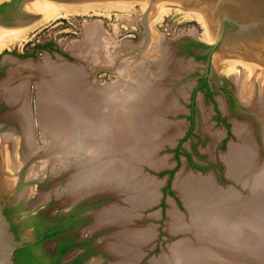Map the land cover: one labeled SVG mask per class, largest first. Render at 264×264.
I'll return each instance as SVG.
<instances>
[{"label":"bare ground","instance_id":"bare-ground-1","mask_svg":"<svg viewBox=\"0 0 264 264\" xmlns=\"http://www.w3.org/2000/svg\"><path fill=\"white\" fill-rule=\"evenodd\" d=\"M137 2H140L142 9L147 12L149 25H153L173 9H153L140 0L81 1L61 5L40 15L32 23L0 30V49L9 42L23 39L33 28L54 18L90 11L131 9ZM178 10H183L204 25L203 37L213 40L211 29L202 15L191 10ZM91 25L93 26L87 30L89 32L85 37L92 39L96 45V24L92 22ZM158 31L152 28L157 38L152 40L146 50L147 56H155L161 62L169 56L162 48L159 40L162 37L160 38ZM83 43V48L89 44ZM76 47L77 44L73 45L72 49ZM108 50L103 49L102 55L94 54L93 61L106 64L112 62L116 52L112 54ZM117 51L119 52L118 49ZM124 59V67L119 69V79L105 84L88 83L87 75L83 73V65H74L67 61L54 62L44 59L35 67L41 73L37 96L40 124L45 135V161L52 160L63 167L76 164V170L68 185L72 193L82 194L108 188L124 194L123 200L128 205H112L104 212L103 218L106 222L123 225L115 237L131 243V246L114 245V251L121 258L117 263L134 264L133 258H130L137 256L134 248L148 243L154 232L150 227L134 226L136 229H127L124 225L131 220L138 207L150 205L158 195V181L148 173L141 172V163L146 162L156 168L164 164L166 159L154 158V153L162 142L169 140L166 131L170 122L167 121L166 114L172 111L170 108L174 107L176 100L173 103V99L168 98L169 91L165 85L153 77H146L137 71V77L133 78L128 64L131 62L130 58L127 56ZM216 61L223 70H237L241 65L243 71H247L251 77H264V67L228 55L222 50L218 52ZM170 72L164 65L159 66L154 74L162 77ZM130 76L132 80L128 81L127 77ZM239 77L236 81L241 100L250 107L255 106L257 113L264 118V100L255 101L252 81L249 77L244 80ZM23 89L22 83L8 88L7 99L10 102H22L18 110L27 122L26 141L31 145L33 139L27 106L22 97ZM233 131L238 135L239 141L230 143L222 158L228 175L239 181L247 192L222 189L211 175L178 172L173 184L189 208L190 223H185L177 209L169 208L168 228L171 231L190 230L200 245L192 247L190 239H179L171 244L170 256L161 252L158 257L150 260V264H230L226 261H216L219 255L215 251V245H219L222 250L232 249L238 264H264V161L261 162L258 156L254 136L248 128L243 124H234ZM3 155L11 165V154L6 150ZM3 155L1 154L2 157ZM5 182L0 176V190L8 184Z\"/></svg>","mask_w":264,"mask_h":264},{"label":"rangeland","instance_id":"rangeland-1","mask_svg":"<svg viewBox=\"0 0 264 264\" xmlns=\"http://www.w3.org/2000/svg\"><path fill=\"white\" fill-rule=\"evenodd\" d=\"M144 10L141 3L137 2L131 9L107 12L90 11L84 14L57 17L33 28L23 39L9 42L0 49V104L4 105L0 110V151L2 150L6 154L7 150L11 154L10 165L4 159L3 152H0V161H2L0 176L2 180L6 181L5 183H8L3 189L5 197L8 200H15L16 197L22 195L19 202H23V207L15 213V218L16 214L23 218L26 217L28 211L45 207H47L46 211L52 214L64 212L72 203L80 199L86 202L102 200L88 212L89 220L84 225H80L78 230L84 237L85 233H100L99 246L107 251L110 258L95 256L87 259L85 264H118L117 262L121 258L114 251V245L131 246L128 240L115 237L118 236L117 233L120 232V227L123 225L106 222L103 218L104 212L112 205L117 203V205L126 206L128 204L123 200L124 194L117 193L114 189L103 188L82 194L72 193L73 191H70L68 185L76 170V164L63 167L52 160L45 161L47 160L44 153L45 135L40 124L37 96V84L41 79V73L35 67L40 61L49 59L54 62L67 61L70 64L83 65V73L87 75L88 83L105 84L119 78V69L124 67L126 61L124 58L128 56L131 61L128 64H130L129 68L132 70L133 78H136L139 72L146 77H153L168 89V98H172L173 103L176 100L174 107L170 108L172 111L166 114V119L170 122L166 131L169 140L162 142V145L154 153V158L163 157L166 159L164 164L156 168L146 162L141 163V172L148 173L154 177L156 182L158 181V195L150 205L138 207V211L136 210L137 212L135 211L131 220L124 225L127 229L150 227L154 232L148 243L134 248L137 256L130 257L133 258L134 264H150V260L158 257L161 252L170 256L171 244L182 238L190 239L192 247L200 245L190 230L171 231L168 228L169 208L177 209L185 223H190L189 208L182 194L173 184L178 172L211 175L218 186L227 188L234 185L237 191L247 192V189L239 181H235L228 175L226 164L222 158V155L228 150V142L230 140H233V143L239 141L238 135L232 132L234 124H243L248 128L254 136L258 156L261 162L264 161V118L257 113L255 106L251 105L250 107V105L244 104L240 98L239 85L236 81L239 76L241 80L249 77L252 81L255 101L264 100V77L261 78V75L251 77L247 71H243L241 65L237 67L239 68L237 70H223L216 61V56L221 50L218 48L214 51L209 71L217 83L214 88L219 89L221 79L225 77L237 102L243 106L242 109L239 107L232 109L227 97L222 92L218 89L214 92L216 106L230 124L231 134L226 137L227 129L217 120L215 104L206 95V92L199 89L194 98H191L192 90L198 84L200 77L206 75L208 69H206L204 60L186 54L182 44L192 40L210 44L211 40L203 37L204 25L188 16L183 10L174 8L162 19L149 25L147 16L143 14ZM92 22L96 24L94 27L97 29L95 31L97 34L96 45L92 39L89 40L85 37L89 32L87 30L93 26ZM152 28L159 30V36L162 38L158 39L169 56L161 62L155 56H147L148 46L152 40L157 38L152 32ZM49 41H52L59 50L49 51L34 48L36 43ZM83 42L89 44L83 48ZM75 44L77 47L72 49ZM5 49L7 52H4ZM103 49H109L108 51H111L112 54L116 52L115 59L108 64L95 63L93 55L97 53L102 55ZM26 52H32V54L23 55ZM164 65L171 71L169 75L159 77L154 74L159 66ZM178 65L181 66L178 67ZM137 71L139 72L136 73ZM121 73H123L122 70ZM131 76L127 77L128 81L132 80ZM21 83L24 84L22 97L27 106L33 139L31 145L26 141L27 122L18 110L22 102L20 100L10 102L7 99L9 97L8 88L11 89ZM254 113L258 115L256 116ZM3 138L9 140H3ZM177 147H179L178 156L175 153ZM187 154L198 167L189 163ZM171 169H174L170 180V189L173 194L164 190L169 178L167 170ZM21 234H23V230L20 232ZM214 247L217 248L214 250L219 255L216 261L221 263L226 261L230 264L239 263L235 254L231 252L232 249L222 250L219 245ZM240 250L249 253L244 249ZM138 254L141 256L139 257Z\"/></svg>","mask_w":264,"mask_h":264},{"label":"water","instance_id":"water-1","mask_svg":"<svg viewBox=\"0 0 264 264\" xmlns=\"http://www.w3.org/2000/svg\"><path fill=\"white\" fill-rule=\"evenodd\" d=\"M81 1L111 0H0V30L32 23L40 15L58 6ZM140 1L153 9L173 7L191 10L203 16L211 29L213 39L207 54L206 69L211 65L213 53L218 48L228 55H234L264 67V0ZM143 14L147 16L145 10ZM118 75L120 77L119 72ZM232 132H234L233 129ZM230 143H233V140L228 142V146ZM219 187L237 190L234 185L227 188ZM21 198L22 195L15 200H8L5 192L0 190V264H19L14 258L15 251L33 238L28 228L23 230V234L17 235L12 230V220L5 213V208L9 204L19 202Z\"/></svg>","mask_w":264,"mask_h":264},{"label":"flooded vegetation","instance_id":"flooded-vegetation-1","mask_svg":"<svg viewBox=\"0 0 264 264\" xmlns=\"http://www.w3.org/2000/svg\"><path fill=\"white\" fill-rule=\"evenodd\" d=\"M189 42L192 41H187L182 44L184 52L193 58L201 59L206 62L207 54L211 46L208 48L193 45H190L188 47L184 46V44ZM55 46L56 45L54 44L53 48L51 49L41 48L38 50H59ZM189 49L193 51V54L188 53ZM199 54H206V57L197 58L196 55ZM210 66L208 67L206 75L200 77L198 84L192 90L191 98H194L197 90L199 89H203V91L206 92V95L210 97L215 104L217 112L216 118L226 127V137H228V133L231 132L230 124L228 119L221 115L219 109L216 106L214 92L218 88H214L217 86V83L214 81L213 76L209 74ZM221 80L222 81L218 90L222 92L225 97H227L231 108L235 109L239 107L240 109H242L243 106L237 102L234 93L227 84V79L225 77H222ZM204 82L207 84V86H203ZM3 106V104H0V110L3 108ZM227 123L229 124L228 126ZM101 202L102 200H93L86 202L80 199L72 203L71 206L64 212H57L55 214L47 212V207L43 209L37 208L33 211H28L26 217H30L29 220L31 221V224L29 226H21L17 229L16 234L20 235V232L22 230H25L27 228L30 229L33 238L28 243L36 245L35 251L37 253L38 259L40 260L39 262H41L42 264H71L74 261H76L75 264H85L87 259H90L95 256H103V258H110L107 251L105 249L100 248L99 246L101 241L100 233H85L86 236L84 237L79 233L78 230V227L80 225H84L85 222L89 220L88 212ZM8 206H17V211H19L23 207V202H16L14 204H9ZM12 218L16 222H22L25 217L21 218V215L17 216L16 214L15 218L14 214ZM60 230H64L63 233L59 232ZM64 241H66L67 244H72V246L62 256L61 260L57 261V246L59 242Z\"/></svg>","mask_w":264,"mask_h":264},{"label":"trees","instance_id":"trees-1","mask_svg":"<svg viewBox=\"0 0 264 264\" xmlns=\"http://www.w3.org/2000/svg\"><path fill=\"white\" fill-rule=\"evenodd\" d=\"M200 46V47H210L211 45L209 43L203 42V41H196V40H192V42L186 43L184 44V46ZM54 43L52 41L49 42H44V43H36L34 48L36 49H41V48H53ZM4 52H7V49L4 50ZM188 53L193 54V51L191 49L188 50ZM31 53H24L23 55H31ZM197 58H205L206 54H199L196 55ZM203 86H207V84L204 82ZM221 119V118H220ZM224 120V119H222ZM229 124L227 123V126ZM230 135V132L228 133ZM175 153L178 156L179 154V147L175 148ZM188 155V154H187ZM188 160L189 163L194 166V167H198L197 165H195V163L192 162L191 158L188 155ZM167 172H169V178H168V183L165 186L164 190L167 193L173 194V191L170 189V180L172 178V175L174 173V169L171 170H167ZM163 203V201H162ZM18 207L17 206H8L5 208V213L7 214V216L11 219L14 214L16 213ZM30 217H25L24 220L22 222H16L12 220V230L13 231H17L18 228H20L21 226H29L31 224V221L29 220ZM64 230H60L59 232L63 233ZM57 233V232H55ZM48 236V235H47ZM72 246V244L68 243L66 241L64 242H59L58 246H57V261L61 260L62 256L68 251V249ZM36 245L35 244H30V243H26L24 246L17 248V250L15 251V260L19 263V264H42L41 262H39L40 260L38 259L37 253L35 251ZM76 261L72 262L71 264H75Z\"/></svg>","mask_w":264,"mask_h":264}]
</instances>
